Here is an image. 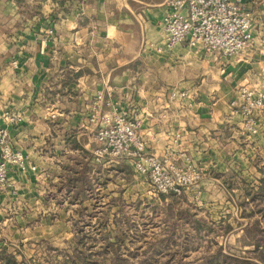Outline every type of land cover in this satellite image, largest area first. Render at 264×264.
<instances>
[{
  "label": "crops",
  "instance_id": "1",
  "mask_svg": "<svg viewBox=\"0 0 264 264\" xmlns=\"http://www.w3.org/2000/svg\"><path fill=\"white\" fill-rule=\"evenodd\" d=\"M238 3L253 39L226 56L168 46L167 0H0V127L26 159L0 191V249L18 264H49L52 248L83 242L77 217L95 212L101 172L131 170L128 159L96 161L89 117L99 96L103 113L111 101L139 121L148 151H184L201 168L204 223L218 228L237 212L264 172V109L253 135L230 107L241 87L264 90V0ZM153 191L177 209L173 193Z\"/></svg>",
  "mask_w": 264,
  "mask_h": 264
},
{
  "label": "rangeland",
  "instance_id": "2",
  "mask_svg": "<svg viewBox=\"0 0 264 264\" xmlns=\"http://www.w3.org/2000/svg\"><path fill=\"white\" fill-rule=\"evenodd\" d=\"M122 159L126 160L114 158L112 162ZM129 166L131 170L123 171L112 165L110 175L101 172L94 193L98 196L90 204H95V212L77 217L83 242L52 248L49 264H236L235 259L245 256L263 264L247 252L239 238L246 225L259 220L262 230L258 236L264 247V172L250 182L246 206L245 199L237 201V212L222 218L216 228L202 221L200 205L191 194L188 199L187 193H173L177 209L165 200L158 202L148 179L139 175L144 174ZM108 192L114 194L107 197ZM91 220L96 229L88 225Z\"/></svg>",
  "mask_w": 264,
  "mask_h": 264
},
{
  "label": "built area",
  "instance_id": "3",
  "mask_svg": "<svg viewBox=\"0 0 264 264\" xmlns=\"http://www.w3.org/2000/svg\"><path fill=\"white\" fill-rule=\"evenodd\" d=\"M167 5L170 11L164 23L168 46L187 42L191 46H202L207 53L234 56L243 53L252 42V20L241 10L238 0H167ZM181 94L185 96L186 92ZM100 102L99 96L89 117L97 126L93 133L97 142L93 151L96 161L105 163L114 158L128 159L140 173L147 176L156 192H188L200 205L204 177L201 168L193 164L184 151L168 149L163 157L148 151L139 132V121L118 107H112L111 101L106 103L111 111L103 113ZM230 107L243 117L250 134L259 132L257 115L264 109V90L243 86L231 100ZM5 117L15 119L8 112ZM0 151L1 191L9 185V166L18 164L25 168L26 159L22 151L12 148L7 129L2 127Z\"/></svg>",
  "mask_w": 264,
  "mask_h": 264
},
{
  "label": "trees",
  "instance_id": "4",
  "mask_svg": "<svg viewBox=\"0 0 264 264\" xmlns=\"http://www.w3.org/2000/svg\"><path fill=\"white\" fill-rule=\"evenodd\" d=\"M250 195V193H249ZM249 195L245 200L242 201L243 204H247L249 202ZM254 195V194H252ZM241 204V211H244V207ZM244 213V212H243ZM259 220L256 222L250 223L243 228V233L240 235V240H243V245L246 247L247 252L250 254H254L258 260L262 261L264 264V247L262 245V240L260 238V232L262 230L261 226L259 225ZM110 243V242H108ZM114 243V242H112ZM110 243V244H112ZM115 244V243H114ZM113 245V244H112ZM236 264H261V262H252L248 258V256L237 258L235 259ZM0 264H18L15 255L8 251V249L2 247L0 249Z\"/></svg>",
  "mask_w": 264,
  "mask_h": 264
}]
</instances>
